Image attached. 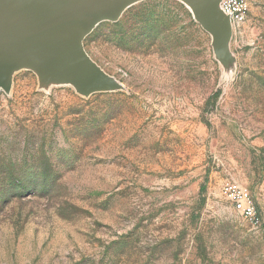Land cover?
Returning <instances> with one entry per match:
<instances>
[{
    "label": "rangeland",
    "instance_id": "374dc122",
    "mask_svg": "<svg viewBox=\"0 0 264 264\" xmlns=\"http://www.w3.org/2000/svg\"><path fill=\"white\" fill-rule=\"evenodd\" d=\"M118 88L32 71L0 89V264H264V0L219 56L179 0H142L83 40Z\"/></svg>",
    "mask_w": 264,
    "mask_h": 264
},
{
    "label": "water",
    "instance_id": "95a60500",
    "mask_svg": "<svg viewBox=\"0 0 264 264\" xmlns=\"http://www.w3.org/2000/svg\"><path fill=\"white\" fill-rule=\"evenodd\" d=\"M142 0H0V89L8 90L15 71L37 75L42 85H72L77 92H109L118 84L93 63L83 40L102 22H117ZM192 18L213 36L225 55L232 35L220 0H179Z\"/></svg>",
    "mask_w": 264,
    "mask_h": 264
},
{
    "label": "built area",
    "instance_id": "2783aa9c",
    "mask_svg": "<svg viewBox=\"0 0 264 264\" xmlns=\"http://www.w3.org/2000/svg\"><path fill=\"white\" fill-rule=\"evenodd\" d=\"M219 9L229 19L233 33L239 31L246 20L249 0H220ZM221 193L235 214L264 234V216L246 186L227 181Z\"/></svg>",
    "mask_w": 264,
    "mask_h": 264
},
{
    "label": "bare ground",
    "instance_id": "6f19581e",
    "mask_svg": "<svg viewBox=\"0 0 264 264\" xmlns=\"http://www.w3.org/2000/svg\"><path fill=\"white\" fill-rule=\"evenodd\" d=\"M187 7V9L189 10V7L187 5H185ZM190 11V10H189Z\"/></svg>",
    "mask_w": 264,
    "mask_h": 264
}]
</instances>
